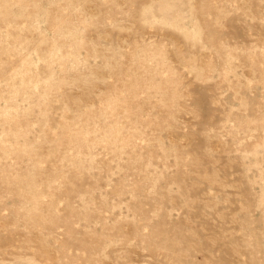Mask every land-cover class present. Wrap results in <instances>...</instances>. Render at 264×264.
<instances>
[{
	"label": "rangeland",
	"instance_id": "obj_1",
	"mask_svg": "<svg viewBox=\"0 0 264 264\" xmlns=\"http://www.w3.org/2000/svg\"><path fill=\"white\" fill-rule=\"evenodd\" d=\"M0 264H264V0H0Z\"/></svg>",
	"mask_w": 264,
	"mask_h": 264
}]
</instances>
